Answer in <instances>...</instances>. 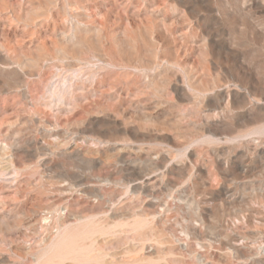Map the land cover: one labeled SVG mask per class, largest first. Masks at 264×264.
<instances>
[{
  "label": "rangeland",
  "instance_id": "374dc122",
  "mask_svg": "<svg viewBox=\"0 0 264 264\" xmlns=\"http://www.w3.org/2000/svg\"><path fill=\"white\" fill-rule=\"evenodd\" d=\"M0 145V264H264V0H0Z\"/></svg>",
  "mask_w": 264,
  "mask_h": 264
},
{
  "label": "bare ground",
  "instance_id": "6f19581e",
  "mask_svg": "<svg viewBox=\"0 0 264 264\" xmlns=\"http://www.w3.org/2000/svg\"><path fill=\"white\" fill-rule=\"evenodd\" d=\"M1 146V145H0ZM3 146H4V144H3ZM8 147V146H7ZM12 147V146H11ZM9 148V147H8ZM14 149V148H13ZM41 149V148H40ZM3 150H4V147H3ZM9 150V149H8ZM44 150V149H43ZM11 151H12V149H11ZM79 151V150H78ZM9 153V152H8ZM1 159V158H0ZM13 159V158H12ZM16 160V159H15ZM1 161V160H0ZM4 161V160H3ZM3 161H1V162H3ZM4 163H6V161L4 162ZM10 165V164H9ZM16 165H17V163H16ZM13 166V165H12ZM16 167V166H15ZM6 168H8V167H6ZM5 169V168H4ZM3 169V170H4ZM8 170H10V169H8ZM7 170V171H8ZM164 207V206H163ZM66 210V209H65ZM198 210V209H197ZM162 218V217H161ZM163 220H166L165 218H163ZM163 223V222H162ZM60 228H62V227H60ZM193 228V227H192ZM50 240V239H49ZM47 241V240H46ZM52 241V240H51ZM264 242V241H263ZM246 244V243H245ZM236 246V245H235ZM231 247H232V245H231ZM239 247V246H238ZM234 249H235V247H234ZM263 249V248H262ZM240 250V249H239ZM235 252V251H234ZM239 252V251H238ZM255 252V251H254ZM258 252H259V250H258ZM261 252V251H260ZM263 252V251H262ZM263 254V253H262ZM260 255V254H259ZM45 256V255H44ZM199 257V256H198ZM199 259V258H198ZM201 259V258H200ZM201 261V260H200ZM200 263H202V261L200 262Z\"/></svg>",
  "mask_w": 264,
  "mask_h": 264
}]
</instances>
